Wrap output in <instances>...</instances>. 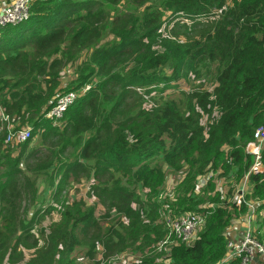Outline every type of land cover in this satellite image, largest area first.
<instances>
[{"label":"trees","instance_id":"trees-1","mask_svg":"<svg viewBox=\"0 0 264 264\" xmlns=\"http://www.w3.org/2000/svg\"><path fill=\"white\" fill-rule=\"evenodd\" d=\"M67 91L60 119L45 117ZM259 125L264 0H31L25 20L0 26V264L30 250L76 264L95 241L94 264L125 247L138 258L116 264H239L222 261L225 233L248 203L264 245V146L261 171L246 149ZM8 126L29 138L6 141ZM79 176L96 200L57 201ZM37 184L48 193L29 215ZM98 202L115 231L100 234ZM186 212L202 217L189 244L165 226Z\"/></svg>","mask_w":264,"mask_h":264},{"label":"built area","instance_id":"built-area-1","mask_svg":"<svg viewBox=\"0 0 264 264\" xmlns=\"http://www.w3.org/2000/svg\"><path fill=\"white\" fill-rule=\"evenodd\" d=\"M31 0H13L0 10V26L7 24H16L26 19L28 12V5ZM77 95L73 91L59 93L52 106L45 112V117L56 122L60 119L65 109L70 106L76 99ZM7 120L6 116H3ZM30 136L29 128L13 129L8 126L5 140L24 141ZM264 142V125L257 126L252 132V140L246 145V149L253 155V163L250 166L252 171H261L260 164V149L261 143ZM243 191L239 190L235 197V203L239 204L243 200ZM249 212L245 214V225L242 229L241 236L238 240H227L226 253L223 262L231 258H239V264H257L258 259L264 264V245L259 243L252 235L251 221L254 216V205L248 203ZM202 223V217L198 214L190 212L181 213L174 219L166 220L165 226L168 229L167 237H173L183 244H189L193 237L195 230ZM166 242L161 241L158 249ZM259 264V263H258Z\"/></svg>","mask_w":264,"mask_h":264},{"label":"rangeland","instance_id":"rangeland-1","mask_svg":"<svg viewBox=\"0 0 264 264\" xmlns=\"http://www.w3.org/2000/svg\"><path fill=\"white\" fill-rule=\"evenodd\" d=\"M65 74L67 75V71L65 72ZM18 128H26V127L22 126V127H17V129ZM261 146L262 147L264 146V142L261 143ZM41 180H42V177H39L38 181H40V183H41ZM63 185H64V188H63L62 192L60 193V195L57 197V201L58 200L72 201V200L82 199L86 204H90V203L94 202V200H96V198H92V199L89 198V196H88L89 190L87 189V179H85L83 176H79L77 178H73V177L66 178L63 182ZM35 188H37L39 195L36 194L37 197L34 199L33 203L31 202V200H29L28 203L26 204V210H27L26 213H29V215H31L32 207L34 205H36L38 203V201L40 200L41 194H43V196H46L48 193V189H46L45 192H43L44 189L42 187V184L35 185ZM244 190H245V187H244ZM96 205H97V208H96L94 214L96 216H98L99 218L101 216V218H100L101 221L105 220L106 223L108 224V225L105 224L102 226L100 234L108 226L111 227V231H115L116 225L114 223L110 224L114 218L112 211L109 212L108 217L104 216V213L106 212L104 206L101 204V202H98ZM57 219H58L57 214L52 213L50 215L43 216L41 218V224L43 226H45L46 223H49L50 221H56ZM94 245H95L94 249L96 250V252L94 253L93 257H90L89 255L86 254V247H84L82 249H75L73 251L72 255H73V258H74L76 264H94L95 259H100V254H101V252L105 251V249L102 247V245L98 241H95ZM157 245H158V243H157ZM157 245H156L154 251L160 250L157 248ZM145 251H147V250H145ZM28 252L29 251H27V253ZM29 253L30 254H25L26 256H25L24 260L19 259V260L14 261V262H6L5 264H49V263H40V260L34 259V258L26 259L29 256H33V252H31V250ZM137 258H138L137 252L132 251L130 247H125L121 251H118V252H115V251L109 252L108 257L106 259L101 260V262H105L107 264H116V263L125 262L127 260H129V261L136 260Z\"/></svg>","mask_w":264,"mask_h":264},{"label":"crops","instance_id":"crops-1","mask_svg":"<svg viewBox=\"0 0 264 264\" xmlns=\"http://www.w3.org/2000/svg\"><path fill=\"white\" fill-rule=\"evenodd\" d=\"M12 1L13 0H0V10H2L6 5L11 3ZM243 184H244V180L242 181V186H241L242 191L244 190V187H245V186H243ZM245 189H246V187H245ZM245 217L246 216H242L239 219L232 222L230 228L225 233L227 240H238L240 238L241 233H242V229H243L245 222H246ZM258 263L262 264V261L260 259H258L257 264ZM250 264H255V263L253 262Z\"/></svg>","mask_w":264,"mask_h":264}]
</instances>
